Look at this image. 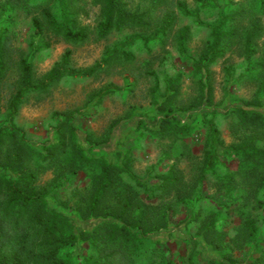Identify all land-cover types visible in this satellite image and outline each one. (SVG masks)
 <instances>
[{
    "label": "trees",
    "instance_id": "obj_1",
    "mask_svg": "<svg viewBox=\"0 0 264 264\" xmlns=\"http://www.w3.org/2000/svg\"><path fill=\"white\" fill-rule=\"evenodd\" d=\"M57 1L60 19L48 9L41 10L46 27L54 37L79 44L88 43L91 38L104 39L125 29L154 30L150 37L138 34L135 39L147 43L161 36L158 40L163 42L162 38H167L165 35L175 25V10L193 18L198 26L209 28L212 35L204 55L193 64L200 73L224 54L226 41L239 44L250 59L257 53V40L262 34L258 14L264 11V0H254L250 14L253 16L247 23L242 22L245 11L242 5L229 11L223 0H194L199 9L218 10L216 25L202 22L198 13L180 0H138L136 6L132 3L136 0ZM88 5L99 9L100 19L94 31L82 26L78 18L81 9ZM9 12L8 0H0V168L9 174L0 178V264H78L73 251L78 243L86 244L89 249L81 264H174L150 235L166 230L179 206L194 211L192 220L198 223V233L220 258L207 264H234L225 242L227 232L220 225L223 221L206 214L205 207L210 201L202 195V187L209 175L217 191H224L230 199L235 193L240 196L233 209L244 214L232 243L255 241L256 220L245 210L263 204L264 148L260 144L264 143V114L244 108H234L228 114L233 140L223 148L222 155L238 162L237 171L228 172L220 160L218 150L223 144L217 128L208 121L210 140L200 171L187 173L172 163L151 187L123 160L115 165L99 157H87L77 141L70 113H61L55 123L57 141L44 145L43 152H39L14 123L26 95L45 91L63 77H90L98 65L86 71L72 70L68 68L70 52H67L42 81L36 82L31 59L15 47L3 25ZM31 22L35 34L42 33L41 20L33 16ZM231 23L235 24L229 27ZM185 33L186 30L179 37L180 53H184ZM170 90L174 91V87ZM189 130L187 124L175 126L165 116L154 133L165 139L167 135L174 138L187 135ZM46 171L51 172L52 179L41 182L39 172ZM78 171L86 174L90 185L85 195L73 192L71 200L78 197L72 204L74 215L105 220L92 230L77 234L69 218L49 207L48 199L58 197L65 182L71 181ZM199 257L194 248L188 255L189 264H200ZM256 262L264 264V253Z\"/></svg>",
    "mask_w": 264,
    "mask_h": 264
},
{
    "label": "rangeland",
    "instance_id": "obj_2",
    "mask_svg": "<svg viewBox=\"0 0 264 264\" xmlns=\"http://www.w3.org/2000/svg\"><path fill=\"white\" fill-rule=\"evenodd\" d=\"M180 1L198 13L202 22L217 24V9H199L194 0ZM223 1L229 11L243 6V23L253 16L250 14L254 0ZM138 2L133 1V6ZM8 8L9 16L4 17L3 25L15 47L31 59L36 82L42 81L67 52H70L68 68L72 70L86 71L98 65L90 77H63L45 91L26 95L14 123L23 129L29 143L39 152H43L44 145L57 141L55 123L60 120L61 113H70L77 141L87 157H99L115 165L123 160L151 187L172 163L187 173L200 171V162L210 140L206 125L209 121L217 128L223 144L218 150L220 160L228 172L238 170L237 161L222 155L223 148L233 140L228 114L234 108L264 114V11L258 14L262 34L257 40V53L247 59L239 44L226 41L224 54L200 73L193 64L204 55L212 40L210 29L198 26L193 18L177 10L175 25L165 35L167 38H162L163 42L158 40L161 36L147 43L135 39L138 34L150 37L154 30L125 29L112 32L104 39L91 38L90 42L79 44L54 37L46 27L41 10L48 9L60 19L57 0H8ZM33 16L41 20L42 33L39 35L34 32ZM78 18L82 26L94 31L100 19L99 9L88 5L81 9ZM185 30L184 53H180L179 37ZM167 95L170 97L166 100ZM165 116H169L175 126L187 124L191 130L187 135L175 138L167 135L160 139L154 132ZM166 126L170 131L168 122ZM260 145L264 148V143ZM162 158L171 161H162ZM39 173L41 182L52 179L49 171ZM8 175L0 168V178ZM206 181L202 187V195L210 201L205 207L206 214L223 221L220 225L227 232L225 242L230 247L234 264H258L256 259L264 253V194L261 206L245 210L256 220L257 238L236 245L232 241L244 213L234 210L233 203L239 202L240 196L235 193L230 199L224 191L216 190L212 177L207 175ZM89 185L86 174L78 171L71 181L65 182L58 197L48 199L49 207L69 218L77 234L92 230L105 220L78 218L73 213L72 204L78 199L71 200L73 192L85 195ZM193 212L185 206L177 207L168 228L150 235L174 264H189L188 255L194 248L200 254V264L220 260L198 233V223L192 220ZM73 251L81 264L89 249L86 244L78 243Z\"/></svg>",
    "mask_w": 264,
    "mask_h": 264
}]
</instances>
